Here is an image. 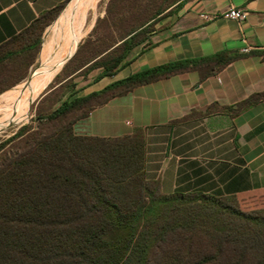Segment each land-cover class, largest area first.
<instances>
[{"label": "trees", "instance_id": "obj_1", "mask_svg": "<svg viewBox=\"0 0 264 264\" xmlns=\"http://www.w3.org/2000/svg\"><path fill=\"white\" fill-rule=\"evenodd\" d=\"M185 1L138 21L59 84L91 69L102 70L96 82L115 77L136 48L150 46L154 25ZM65 6L0 45V98L25 79L21 73L14 78L17 63L35 60L44 28ZM84 45L72 52L69 64ZM250 54L264 57V51ZM243 56L219 53L170 63L84 97L72 91L50 114L39 116L37 126L26 125L2 142L0 264H264L261 199L164 195L159 181L146 178L142 129L120 138L74 130L95 109L137 87L188 72H198L203 82ZM261 101L264 93L254 94L236 112Z\"/></svg>", "mask_w": 264, "mask_h": 264}, {"label": "crops", "instance_id": "obj_2", "mask_svg": "<svg viewBox=\"0 0 264 264\" xmlns=\"http://www.w3.org/2000/svg\"><path fill=\"white\" fill-rule=\"evenodd\" d=\"M70 1L0 0V45ZM231 9L246 20L224 18ZM157 28L115 77L94 79L76 96L178 61L244 56L203 82L188 72L137 87L95 109L75 133L120 138L142 129L146 178L159 181L164 195L258 198L264 206V101L236 112L264 93V57L250 54L264 51V0H187Z\"/></svg>", "mask_w": 264, "mask_h": 264}, {"label": "rangeland", "instance_id": "obj_3", "mask_svg": "<svg viewBox=\"0 0 264 264\" xmlns=\"http://www.w3.org/2000/svg\"><path fill=\"white\" fill-rule=\"evenodd\" d=\"M176 1L177 0H106L101 2L97 6V9L95 11L88 14L85 30L83 31L80 38H78L79 41H76L73 48L66 55V61L71 57L72 52L77 47V49H79L80 46L84 45V43L87 42L83 46L81 53L77 58L73 60V62H71L70 64L68 62L66 64L69 66L68 70L65 72H63V70L66 65L64 67L63 65L66 61L64 62V64L49 82L46 89L32 104L28 115L19 114L17 116L9 118V120L7 119L6 121L0 123V144L13 137L22 127L26 125H32L33 127L37 126L39 116H46L47 114H50L60 105L63 100L68 97V95L72 91H75L78 87H85L94 79H96V77L102 72V70L97 69H91L90 71L86 70L82 74L77 76L74 80L61 86L59 84L60 81L63 80L73 69L80 67L84 62H87L97 50L103 49L110 43L119 42L122 37L129 31V29H131L133 25L138 23V21H146L152 18L156 12L165 9ZM69 3L66 4L62 12L65 11ZM62 12L59 16H61ZM57 19H55V21ZM55 21L44 28L41 35L40 51L44 43L45 33L55 23ZM157 29L158 28L156 24L154 25L153 30L156 31ZM99 40L101 42H99ZM40 51L33 62V59H30L29 61H24L23 63H17V70L15 71L17 74L15 73L16 77L14 78H17V75L21 73L25 76V79L18 85L12 87V90L17 86L26 83L33 72L35 73L32 78L36 76L40 69ZM58 51L59 49L56 50L55 54ZM133 53L134 51L132 52V54ZM58 73H62L61 79L54 81L55 78L59 75ZM11 89L9 90L11 91ZM10 91H7V93ZM20 99L21 96L15 97L11 104L15 105L19 103ZM3 103L7 105L8 100H4ZM1 117L2 116H0V118Z\"/></svg>", "mask_w": 264, "mask_h": 264}, {"label": "bare ground", "instance_id": "obj_4", "mask_svg": "<svg viewBox=\"0 0 264 264\" xmlns=\"http://www.w3.org/2000/svg\"><path fill=\"white\" fill-rule=\"evenodd\" d=\"M103 1L106 0H73L69 3L45 33L39 57L40 69L36 76L0 98V123L19 114L28 115L32 104L64 64L66 55L85 30L88 14L95 11ZM57 49L59 51L55 54ZM18 96H21L19 103L12 105L11 102ZM4 100H8L7 105L3 103Z\"/></svg>", "mask_w": 264, "mask_h": 264}, {"label": "built area", "instance_id": "obj_5", "mask_svg": "<svg viewBox=\"0 0 264 264\" xmlns=\"http://www.w3.org/2000/svg\"><path fill=\"white\" fill-rule=\"evenodd\" d=\"M246 16L247 14L240 9H231L230 11H228L225 15L224 18L226 19H230V20H234L238 23H243L246 20ZM244 52H248V50H245Z\"/></svg>", "mask_w": 264, "mask_h": 264}, {"label": "water", "instance_id": "obj_6", "mask_svg": "<svg viewBox=\"0 0 264 264\" xmlns=\"http://www.w3.org/2000/svg\"><path fill=\"white\" fill-rule=\"evenodd\" d=\"M62 13H63V12H62ZM59 17H60V16H59ZM59 17H58V18H59ZM72 57H73V56H71V57L65 62V64L63 65V67H64V66H65V65L71 60ZM63 67H62V68H63ZM34 73H35V72L32 73V75L30 76V78L28 79L27 82H30V81L32 80V77L34 76ZM58 74H59V73H58Z\"/></svg>", "mask_w": 264, "mask_h": 264}]
</instances>
